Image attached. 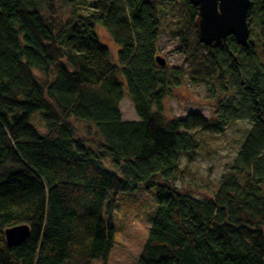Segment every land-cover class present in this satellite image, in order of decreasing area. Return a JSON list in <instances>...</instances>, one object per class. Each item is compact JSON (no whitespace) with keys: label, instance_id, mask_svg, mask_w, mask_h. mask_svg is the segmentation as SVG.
I'll use <instances>...</instances> for the list:
<instances>
[{"label":"trees","instance_id":"obj_1","mask_svg":"<svg viewBox=\"0 0 264 264\" xmlns=\"http://www.w3.org/2000/svg\"><path fill=\"white\" fill-rule=\"evenodd\" d=\"M55 2L0 0V264L107 263L119 198L140 183L157 189L158 208L138 264H264V0L249 11L262 45L249 48L233 36L202 44L191 0H68L85 13L67 20ZM164 13L177 16L187 69L156 61ZM98 26L120 48L116 63ZM185 75L210 92L231 91V79L238 97L219 103L218 121L170 120L163 102ZM127 93L138 121L124 120ZM238 120L253 127L217 194L176 187L182 158L200 149L191 133ZM20 225L30 236L9 246L5 231Z\"/></svg>","mask_w":264,"mask_h":264},{"label":"rangeland","instance_id":"obj_2","mask_svg":"<svg viewBox=\"0 0 264 264\" xmlns=\"http://www.w3.org/2000/svg\"><path fill=\"white\" fill-rule=\"evenodd\" d=\"M79 3L72 5L68 3V0H56L58 17L67 20L73 14L85 13L84 7ZM160 6L163 7L162 4ZM164 14L161 19V36L157 44V54L166 59L168 69H187L185 56L179 50L180 41L172 34L177 16ZM96 31L101 42L109 48L111 57L116 63L119 46L106 29L98 26ZM251 39L257 45H262L261 30L257 23L254 24ZM262 62L264 63V56ZM35 74L42 77L39 72ZM233 85L234 82L228 79L225 81V86L231 91L226 93L217 86H213V92H210L207 86H193L185 75L181 84L170 87L169 96L163 102L164 114L170 120L185 119L191 114H201L208 120L218 121L219 103L225 102L228 98L237 99L238 97V90ZM121 111L124 120H139L128 93L121 105ZM33 121L38 127H43L38 116ZM73 122L82 135L87 133L88 124L76 120ZM252 127L249 121L238 120L227 123L224 130L219 133H191L200 142V149L194 161L188 162L186 157L182 158L180 171L174 182L175 186L192 192L199 199L214 197L224 176L232 172ZM106 166L112 169L109 162ZM156 195V188L149 189L146 183H140L135 192L119 198L114 220L118 245L107 263L95 261L93 264H138L150 233L152 219L157 212Z\"/></svg>","mask_w":264,"mask_h":264},{"label":"water","instance_id":"obj_3","mask_svg":"<svg viewBox=\"0 0 264 264\" xmlns=\"http://www.w3.org/2000/svg\"><path fill=\"white\" fill-rule=\"evenodd\" d=\"M198 8L196 23L199 40L211 48L224 47L229 37H235L238 43L250 47L251 29L249 11L252 0H191ZM157 63L167 67L165 58L158 56ZM9 246H16L30 236V228L20 225L5 231Z\"/></svg>","mask_w":264,"mask_h":264}]
</instances>
